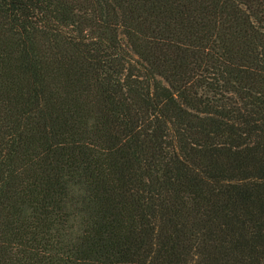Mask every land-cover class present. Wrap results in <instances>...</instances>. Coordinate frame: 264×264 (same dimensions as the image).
Returning <instances> with one entry per match:
<instances>
[{"label": "trees", "instance_id": "1", "mask_svg": "<svg viewBox=\"0 0 264 264\" xmlns=\"http://www.w3.org/2000/svg\"><path fill=\"white\" fill-rule=\"evenodd\" d=\"M0 264H264V0H0Z\"/></svg>", "mask_w": 264, "mask_h": 264}]
</instances>
